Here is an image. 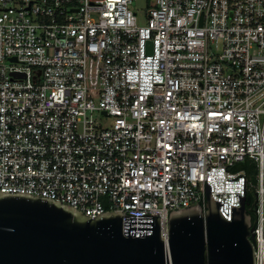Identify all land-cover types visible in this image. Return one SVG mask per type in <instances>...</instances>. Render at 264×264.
Returning <instances> with one entry per match:
<instances>
[{
    "label": "built area",
    "instance_id": "1",
    "mask_svg": "<svg viewBox=\"0 0 264 264\" xmlns=\"http://www.w3.org/2000/svg\"><path fill=\"white\" fill-rule=\"evenodd\" d=\"M135 1L0 0V192L166 240L205 183L226 220L244 185L264 264V0H146L143 25Z\"/></svg>",
    "mask_w": 264,
    "mask_h": 264
},
{
    "label": "water",
    "instance_id": "2",
    "mask_svg": "<svg viewBox=\"0 0 264 264\" xmlns=\"http://www.w3.org/2000/svg\"><path fill=\"white\" fill-rule=\"evenodd\" d=\"M244 192L226 220L205 183V213L198 204L168 213L166 240L156 215L90 217L57 200L0 192V264H255Z\"/></svg>",
    "mask_w": 264,
    "mask_h": 264
},
{
    "label": "trees",
    "instance_id": "3",
    "mask_svg": "<svg viewBox=\"0 0 264 264\" xmlns=\"http://www.w3.org/2000/svg\"><path fill=\"white\" fill-rule=\"evenodd\" d=\"M238 167L240 169L246 170L247 174L252 179L254 178L255 171L252 168V165L248 166V162H244V163L238 164ZM255 207H256V201H255L254 191L252 190V191H249L246 194V197H245V210H246V213L248 215H250L251 217L254 216V219L256 220L255 212H254L255 211Z\"/></svg>",
    "mask_w": 264,
    "mask_h": 264
},
{
    "label": "rangeland",
    "instance_id": "4",
    "mask_svg": "<svg viewBox=\"0 0 264 264\" xmlns=\"http://www.w3.org/2000/svg\"><path fill=\"white\" fill-rule=\"evenodd\" d=\"M146 0H136L132 6V10L137 14V24L143 25L145 23Z\"/></svg>",
    "mask_w": 264,
    "mask_h": 264
},
{
    "label": "flooded vegetation",
    "instance_id": "5",
    "mask_svg": "<svg viewBox=\"0 0 264 264\" xmlns=\"http://www.w3.org/2000/svg\"><path fill=\"white\" fill-rule=\"evenodd\" d=\"M251 220H252V225H253V224H254V222H255L254 216H253V217H251Z\"/></svg>",
    "mask_w": 264,
    "mask_h": 264
}]
</instances>
